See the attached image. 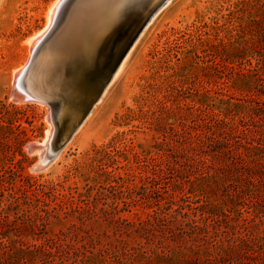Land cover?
<instances>
[{"label": "rangeland", "instance_id": "obj_1", "mask_svg": "<svg viewBox=\"0 0 264 264\" xmlns=\"http://www.w3.org/2000/svg\"><path fill=\"white\" fill-rule=\"evenodd\" d=\"M59 1L0 0V264L242 260V222L254 220L250 233L264 236V175L257 168L248 186L241 167L226 169L225 142L250 167L264 165V0H167L89 122L43 164L50 106L18 102L13 73L23 66L24 83L32 41L54 28ZM205 124L220 142L183 156ZM206 207L225 216L209 241L194 234L187 245L146 244L121 222L161 213L179 223L180 211L201 222Z\"/></svg>", "mask_w": 264, "mask_h": 264}, {"label": "bare ground", "instance_id": "obj_2", "mask_svg": "<svg viewBox=\"0 0 264 264\" xmlns=\"http://www.w3.org/2000/svg\"><path fill=\"white\" fill-rule=\"evenodd\" d=\"M64 1L62 8L59 7L61 10L56 23H54V28L48 36L45 38L46 33L42 32V38L35 37L36 39H32L33 41L30 40L32 44L28 42L31 44L30 53L34 51L35 55L33 62H30V54H28L25 65L29 61L31 67L24 83L22 82L24 77L22 78L21 75L23 66L13 73L14 98L17 101H28L33 98L50 106L51 115L48 116L49 122L47 123L51 124L52 127L50 126L45 141L49 142L48 146L43 144L42 147L38 144V146L31 145L27 148L34 150L41 146L43 157L45 154L43 164H47L59 156L73 140V137L89 122L94 111L108 94L111 85L125 69L126 62L155 15L146 22L143 32L126 54L122 63L120 62L113 80L105 88V92H102L101 99L96 100L104 80L119 59L120 50H124L137 36L142 25H144V23L139 24V22L142 19H145V22L149 18L150 12L153 11L150 8L157 7L163 0H149L148 4H145L146 0ZM53 4L46 14L48 25L55 21V14L58 12L55 7L58 3L57 5L55 2ZM40 42L43 45L41 44V47L35 51ZM84 99L89 101L88 104L93 103L91 107L94 105L86 118L90 108L84 111ZM66 134H68V139L69 137L71 139L68 142L66 139L65 149L63 148L54 158L49 157V154L56 153L54 152L56 151L55 148L60 147V142ZM55 160L57 159H54L53 162ZM37 169L39 170L41 167L37 166Z\"/></svg>", "mask_w": 264, "mask_h": 264}, {"label": "trees", "instance_id": "obj_3", "mask_svg": "<svg viewBox=\"0 0 264 264\" xmlns=\"http://www.w3.org/2000/svg\"><path fill=\"white\" fill-rule=\"evenodd\" d=\"M257 106L258 113H261V110L264 111V102H257ZM261 116V122H264V114L261 113ZM215 123L222 124L224 128H227L229 130L235 129L230 123H227L223 119H218ZM207 124H205V128L207 130L205 133L195 134L189 139H185V145L187 146L183 148V156H189L188 154L191 153H194L195 155V153H197L196 151H200L201 154L208 155L206 149L220 142L218 136L211 131V126ZM225 144L227 145L226 148L228 150V154L231 155V164L225 165L226 169H229L231 167L238 169L239 167H241V169L245 172L246 179H244V181L248 184V186L252 185V183L256 181L255 174L257 168L258 171L262 173L261 175H264V165H261L260 167L255 165L254 168L250 167L240 155H233V151L230 147H228V143L225 142ZM195 158H197V155L196 157H194L193 161H195ZM258 180L262 181V177H259ZM249 198L250 199L248 200L254 199L253 196ZM181 210L184 209L182 208ZM205 211L206 217L204 216V214H202V223L195 219L196 213H194L195 218L190 219L187 213L183 214L181 211L180 215L184 221L179 223L177 221V218H172L171 220L167 217V214L161 213H154L152 216H149L146 220L138 219L137 222L121 220V222L124 226L123 228L127 231V235L138 238L140 240H144L146 244L157 243L161 246L164 245L163 247H168L167 245H165V243L171 241L172 243H176L179 245H187V241L185 238H193L194 234L198 236L194 240L199 241L200 238L202 241H209V229L212 228L216 231L217 228H219V225L221 224L218 219L222 216H225L224 212L221 209L206 207ZM251 223L254 225H251ZM240 227L244 229L245 232H249V234L245 236L247 237V239H241L239 244V246H243L245 249L243 259L235 262L226 261L222 264H264V236L258 237L252 232L250 233V229L253 227L257 229L258 225L255 223L254 220H244ZM186 228H189L191 232H186ZM163 236H165L166 238L164 242L161 241V238L163 239ZM114 264L127 263L118 262ZM205 264H218V262L215 263L211 261H206Z\"/></svg>", "mask_w": 264, "mask_h": 264}, {"label": "water", "instance_id": "obj_4", "mask_svg": "<svg viewBox=\"0 0 264 264\" xmlns=\"http://www.w3.org/2000/svg\"><path fill=\"white\" fill-rule=\"evenodd\" d=\"M148 1L149 0H146V2H145V4H148ZM167 2V0H163L161 3H160V5H158L157 7L155 6V7H153V8H150L151 10H153V11H151L150 12V14H149V18L144 22V20L142 19V18H139V19H142V21L141 22H139V24H142V23H144V25H142V27H141V29H140V31H139V33L137 34V36L135 37V38H133V40L129 43V45H127L126 46V48L124 49V50H120V53H119V59L117 60V62H116V65L114 66V68H113V70H111V72H109V74H108V76L106 77V80H104V83H103V85H102V87H101V90H100V94H99V96L97 97V99L96 100H98V98L99 99H101V97H102V92L104 93L105 92V88H107L109 85H110V83H111V81L113 80V77H114V73H115V71H116V69H117V67L118 66H120L119 64H120V62L122 63V61H123V59H124V57L126 56V54L129 52V50L132 48V46L134 45V43L137 41V39L139 38V36L141 35V33L143 32V30H144V28H145V26H146V22L150 19H152L153 18V16L165 5V3ZM149 20V21H150ZM33 53H34V51H33ZM32 53V54H33ZM117 56V55H116ZM119 68V67H118ZM107 75V74H106ZM102 94V95H101ZM95 100V101H96ZM89 103V101L87 100H85L84 99V101H83V104H84V111L86 110V109H88V108H90V110L88 111V113H87V115L85 116V118L86 117H88V115L90 114V112H91V110H92V108H93V106L91 107V105L93 104H88ZM85 118H84V120H85ZM84 120H83V122H84ZM77 130V129H76ZM66 139H68V134H66L63 138H62V141L60 142V147L59 148H55V150L56 151H54V152H56V153H51V154H49V157H51V158H54L59 152H61V150L66 146V144H67V142L71 139V137H69V139L67 140V142H66ZM54 145H55V143H54Z\"/></svg>", "mask_w": 264, "mask_h": 264}]
</instances>
